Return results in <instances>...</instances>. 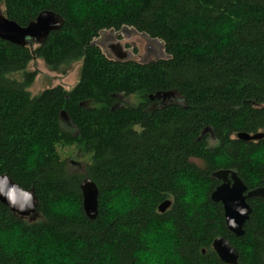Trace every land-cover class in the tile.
Masks as SVG:
<instances>
[{"label": "trees", "instance_id": "obj_1", "mask_svg": "<svg viewBox=\"0 0 264 264\" xmlns=\"http://www.w3.org/2000/svg\"><path fill=\"white\" fill-rule=\"evenodd\" d=\"M0 7L22 27L45 11L64 20L43 44L0 40V176L34 193L38 215L22 218L0 203V232L9 234L0 264H225L212 247L220 237L239 264H264V198L248 201L240 238L210 199L217 171L236 172L249 190L264 187V165L253 160L264 139H238L264 132V0H0ZM122 28L161 41L167 57L109 59L95 41ZM35 60L62 75L81 63L80 80L31 96ZM172 93L168 102L151 99ZM132 96L139 105L120 104ZM60 146L90 156L84 173L70 170ZM86 178L99 191L95 220L83 209ZM114 200L125 202L116 210ZM165 201L171 206L160 213ZM54 205L68 207L58 213Z\"/></svg>", "mask_w": 264, "mask_h": 264}, {"label": "water", "instance_id": "obj_2", "mask_svg": "<svg viewBox=\"0 0 264 264\" xmlns=\"http://www.w3.org/2000/svg\"><path fill=\"white\" fill-rule=\"evenodd\" d=\"M64 20L53 12L45 11L28 26H19L16 22L9 20L0 9V40L16 46L26 47L28 43L35 42L43 44L52 32L60 30ZM118 61H125L127 55L120 46L112 48ZM176 94H157L151 99L167 101L175 98ZM65 116V113H62ZM205 132H211L206 129ZM238 139L245 142H255L264 139V132L254 135L240 133ZM220 185L210 194V199L214 203H221L224 209V216L227 229L235 237L240 238L244 233V227L249 220L252 208L249 200L264 198V187L249 190L236 172L231 170L217 171L214 175ZM83 196V209L90 220H95L98 216L99 191L96 184L89 178L82 181L79 186ZM0 203L7 206L13 213L20 217L32 218L37 215V202L32 191H26L14 183L6 176H0ZM171 206L170 201H165L159 207L160 213H165ZM24 209V211H21ZM235 227H232V224ZM213 249L219 260L225 264H239V253L225 238H217L213 243Z\"/></svg>", "mask_w": 264, "mask_h": 264}, {"label": "rangeland", "instance_id": "obj_3", "mask_svg": "<svg viewBox=\"0 0 264 264\" xmlns=\"http://www.w3.org/2000/svg\"><path fill=\"white\" fill-rule=\"evenodd\" d=\"M0 9L4 11L3 7H0ZM95 43L101 48L105 56L112 60H117V57L112 51V48L117 45L120 46L121 50L125 53V55H127L125 61H135L137 63L146 64L167 57L166 53H164V44L161 41L151 39L144 34L138 33L132 28H122L119 32L104 31L101 33L100 37L96 39ZM80 66L81 63H77L72 67V69H70L71 71L67 75H62L49 71L44 62L41 60L33 61L28 70L36 71L38 76L33 86L31 85V88L29 89L31 96H37L44 90L57 87V85L62 86L66 90L73 89L80 80ZM119 102L124 105L137 106L140 104V99L132 96L130 98H121ZM68 123L69 121L67 119L63 120V124ZM69 127L70 125L68 127L67 125L65 126L66 129ZM212 142L213 141L210 140L209 143ZM57 149L61 158L67 161V164L73 173L85 172V167L87 163L90 162V156L85 155L82 150L76 148L75 146H60V148L58 147ZM196 164L201 166L200 161H196ZM124 202L125 200H120L119 204L123 205ZM120 205L119 207L121 208L122 206ZM146 237L150 242L155 241L152 240L154 237L151 233ZM150 251V253L154 252L153 250ZM147 255L148 257L146 258L149 259L152 254ZM150 260H147L144 263H148ZM152 263L155 264L156 262Z\"/></svg>", "mask_w": 264, "mask_h": 264}, {"label": "clouds", "instance_id": "obj_4", "mask_svg": "<svg viewBox=\"0 0 264 264\" xmlns=\"http://www.w3.org/2000/svg\"><path fill=\"white\" fill-rule=\"evenodd\" d=\"M78 8L82 9L84 12L88 11V6L84 3H81L80 5L77 6ZM35 151L39 152V146H36ZM253 160L256 161L257 163L264 165V150H262L261 152L257 153L256 155L253 156ZM178 184L181 186H184L188 189V196L186 198L187 203L189 204H194L195 201L193 199V194L191 192V185L190 182L184 178V177H180L178 178ZM121 196H126V193L120 194ZM68 206L67 205H54L53 206V210L55 212H62L64 211ZM112 207L116 210H119V202L118 201H113ZM21 211H24V209H21ZM72 211H75V209L73 208ZM232 227H235V224H232ZM16 235H19V232L17 230ZM9 238V234L5 233V232H0V242L2 241H6ZM168 259H176L175 257H168Z\"/></svg>", "mask_w": 264, "mask_h": 264}]
</instances>
